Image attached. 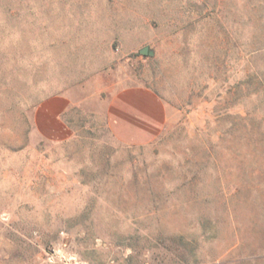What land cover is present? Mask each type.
I'll use <instances>...</instances> for the list:
<instances>
[{
	"label": "rangeland",
	"instance_id": "1",
	"mask_svg": "<svg viewBox=\"0 0 264 264\" xmlns=\"http://www.w3.org/2000/svg\"><path fill=\"white\" fill-rule=\"evenodd\" d=\"M136 84L167 108L140 146L106 122ZM0 264H264V0H0Z\"/></svg>",
	"mask_w": 264,
	"mask_h": 264
},
{
	"label": "crops",
	"instance_id": "2",
	"mask_svg": "<svg viewBox=\"0 0 264 264\" xmlns=\"http://www.w3.org/2000/svg\"><path fill=\"white\" fill-rule=\"evenodd\" d=\"M66 95L44 99L36 109L35 121L40 133L49 139L67 140L74 134ZM106 122L112 135L126 145L152 143L165 129L167 108L162 97L151 87L141 84L117 90L106 107Z\"/></svg>",
	"mask_w": 264,
	"mask_h": 264
},
{
	"label": "water",
	"instance_id": "3",
	"mask_svg": "<svg viewBox=\"0 0 264 264\" xmlns=\"http://www.w3.org/2000/svg\"><path fill=\"white\" fill-rule=\"evenodd\" d=\"M141 53L143 54H148L150 52V47L148 45H146L145 47H143L141 50Z\"/></svg>",
	"mask_w": 264,
	"mask_h": 264
}]
</instances>
